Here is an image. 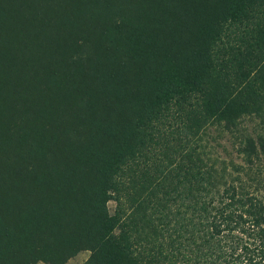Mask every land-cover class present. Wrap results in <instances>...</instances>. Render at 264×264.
Listing matches in <instances>:
<instances>
[{
    "label": "trees",
    "instance_id": "trees-1",
    "mask_svg": "<svg viewBox=\"0 0 264 264\" xmlns=\"http://www.w3.org/2000/svg\"><path fill=\"white\" fill-rule=\"evenodd\" d=\"M62 1L0 22V264H264V0Z\"/></svg>",
    "mask_w": 264,
    "mask_h": 264
},
{
    "label": "rangeland",
    "instance_id": "rangeland-1",
    "mask_svg": "<svg viewBox=\"0 0 264 264\" xmlns=\"http://www.w3.org/2000/svg\"><path fill=\"white\" fill-rule=\"evenodd\" d=\"M70 2V0H68ZM74 1V0H71ZM49 2V3H48ZM59 3V4H63L62 0H0V22L2 21H14L16 16H21L24 17L23 20L20 21H45L46 23H48V21H55V23H58V19H50L47 18V11H45V4H52V3ZM73 5V4H71ZM106 5L107 4H99L98 7V11L100 12L102 10V12H106ZM95 7V9L97 8ZM19 12V13H17ZM81 14H85V12L81 13ZM87 14H90V20L92 22H104L106 20L110 21L111 20V16L107 13H99L97 15V11L94 10V8L90 9L87 11ZM60 15V14H58ZM73 15H75V17H79V19L83 20L82 17L78 14V13H71L70 16L68 17L67 20H71V21H64V24H74L76 21H73L74 17ZM57 16V15H56ZM89 17V16H88ZM82 22V21H81ZM115 22V21H113ZM60 23V21H59ZM61 26V23H60ZM79 28H76L74 30V36L79 38V34L80 32L78 31ZM249 124V123H246ZM220 145L225 147L229 157H231L232 159H234V161L236 163H238V157L233 153V151L231 150V144L229 143V138L226 137L224 140H222L220 142ZM218 151L221 150V148H217ZM264 163V161H263ZM108 208L109 210L112 212L114 209V204L113 202H109L108 203ZM89 258V252H81L79 253L77 256H75L74 258L70 259L67 264H85V262L88 260ZM39 264H44V263H39Z\"/></svg>",
    "mask_w": 264,
    "mask_h": 264
}]
</instances>
